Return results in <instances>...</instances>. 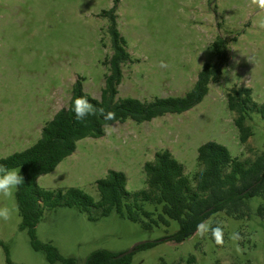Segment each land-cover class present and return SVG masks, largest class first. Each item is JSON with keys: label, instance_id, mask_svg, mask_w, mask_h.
<instances>
[{"label": "rangeland", "instance_id": "obj_1", "mask_svg": "<svg viewBox=\"0 0 264 264\" xmlns=\"http://www.w3.org/2000/svg\"><path fill=\"white\" fill-rule=\"evenodd\" d=\"M112 8L130 54L117 98L184 96L204 65L217 62L212 46L220 38L228 62L195 108L148 123H115L103 138L79 141L70 157L38 179L39 187L78 188L98 202L95 183L109 170L125 173L128 192L147 189L143 166L161 150L170 151L190 178L199 170L197 150L207 142L239 160L264 152V119L251 115L253 136L243 145L227 107L229 91L241 87L264 104V0H0V159L40 139L45 124L68 106L79 78L85 93L101 98L104 62L112 54L102 12ZM15 193L0 195V207L13 210L10 220L0 219V264H62L33 249ZM244 203L239 217L216 213L180 244L163 241L179 230L174 220L147 230L116 213L91 221L66 207L45 209L35 238L76 264H86L95 251L123 254L141 242L156 245L133 252L131 264H264V198ZM144 209L157 218L162 206L145 203Z\"/></svg>", "mask_w": 264, "mask_h": 264}, {"label": "trees", "instance_id": "obj_2", "mask_svg": "<svg viewBox=\"0 0 264 264\" xmlns=\"http://www.w3.org/2000/svg\"><path fill=\"white\" fill-rule=\"evenodd\" d=\"M102 17L109 22L112 54L104 62L108 73L101 98L96 99L85 93L79 78L72 87L68 106L59 110L45 124L40 139L30 148L0 159V164L9 169H19L25 178L15 193L22 219L21 228L29 230L33 249L46 253L50 263L76 264L73 259L62 258L51 244H41L36 240L35 227L45 209L75 208L88 214L91 221L116 213L134 223H142L147 230L154 229L160 222L167 225L169 220H174L179 223V230L163 241L180 244L196 234L214 214L225 212L229 216L239 217L246 208L245 200L258 195L264 198V152L254 160H239L233 158L225 146L216 142H207L198 148L199 170L192 178L168 150L156 152L153 161L144 164L145 190L128 192L125 173L109 170L105 178L95 183L100 196L98 202L78 188L62 192L39 187L38 179L52 173L64 159L70 157L79 141L103 138L106 128L115 123H148L166 115H181L195 108L208 95L210 84L220 79L228 62L226 43L220 38L212 46L217 62L204 65L194 86L184 96L154 98L151 101L117 98L118 86L123 78L122 67L130 60V54L125 38L117 29L115 8L103 11ZM81 97L97 110L114 113L115 119H105L97 111L84 121H77L72 108L75 100ZM227 107L234 114L240 143L245 145L253 136L248 120L252 114L264 119V104L253 100L250 88L241 87L229 91ZM145 203L162 206L157 218L156 212L144 209ZM92 209H97L98 214L93 215ZM155 245L156 242H147L136 250ZM119 255L105 250L95 251L89 255L86 264H131L132 254L122 258ZM7 262L10 263L9 260Z\"/></svg>", "mask_w": 264, "mask_h": 264}, {"label": "clouds", "instance_id": "obj_3", "mask_svg": "<svg viewBox=\"0 0 264 264\" xmlns=\"http://www.w3.org/2000/svg\"><path fill=\"white\" fill-rule=\"evenodd\" d=\"M260 27L264 28V21L260 23ZM72 111L74 112L77 121H84L89 115H95L97 111H99L105 119H115L114 113H105L103 109L97 110L83 97L75 100ZM24 182L25 178L20 172H17L14 169H9L6 165L0 164V195L11 197L13 195V190L17 189ZM12 214V209H9L8 207H0V219L5 222L11 219ZM234 238H239L238 234Z\"/></svg>", "mask_w": 264, "mask_h": 264}, {"label": "water", "instance_id": "obj_4", "mask_svg": "<svg viewBox=\"0 0 264 264\" xmlns=\"http://www.w3.org/2000/svg\"><path fill=\"white\" fill-rule=\"evenodd\" d=\"M145 243H147V242H141V243L134 245L131 249H129L127 252H125L123 254H120L118 257L122 258V257H125L127 255H131L138 247H140L141 245H143Z\"/></svg>", "mask_w": 264, "mask_h": 264}]
</instances>
